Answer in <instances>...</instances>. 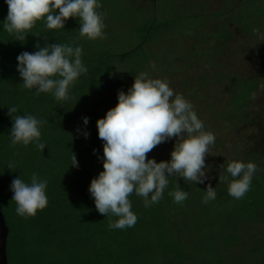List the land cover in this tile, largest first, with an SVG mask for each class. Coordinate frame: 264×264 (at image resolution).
Masks as SVG:
<instances>
[{"label": "trees", "instance_id": "trees-1", "mask_svg": "<svg viewBox=\"0 0 264 264\" xmlns=\"http://www.w3.org/2000/svg\"><path fill=\"white\" fill-rule=\"evenodd\" d=\"M98 2L102 7L97 11L107 17L102 38L81 37L79 18L74 17L66 20L64 29H47L42 19L21 42L4 29L8 6L6 0H0V205L9 227V264L263 263L264 163L257 154L244 161L255 163L257 169L243 198L228 194V183L219 182L220 169L204 183L169 176L162 198L150 207L135 193L129 197L138 219L135 226L125 229L109 228V222L118 218L97 211L89 186L103 171L97 120L116 106L119 91L127 93L141 72L165 80L169 86L174 81V86L180 87L174 93L190 101L205 131L215 134L246 124V114L254 107L262 81L226 67L224 58L233 51L229 24L238 26V34L249 41L264 38V0H248L237 9L231 7L232 14L213 15L222 26L216 36L219 43L213 48L204 41L196 43V55L189 52L184 60L176 54L185 48L183 37L200 30L199 17L192 19L194 24L187 32V17L172 19L164 16V11L149 16L135 9L132 0ZM121 27L128 30L127 42L118 40ZM180 27L186 30L181 33ZM170 36L173 42L169 50L165 51L166 46L162 50V42ZM37 43L41 47L60 43L82 48L81 60L87 72L70 85L69 99L58 101L51 92L37 94L36 88L23 86L17 56L37 51ZM157 44L161 52L155 53ZM182 61L186 65L178 67ZM192 63L211 72L198 78L188 75ZM9 107L17 108L13 117L32 115L47 121L40 127V143L46 146L43 151L36 142L12 145ZM83 118L88 119L87 125ZM175 139L156 146L147 154L148 159L169 161ZM221 141L213 146H221ZM72 152L78 166H72ZM9 164L14 167L9 169ZM33 173L47 181L48 203L35 216L22 217L16 213L11 183L20 177L30 183ZM209 184L217 195L204 203ZM178 187L188 193L182 204L170 195ZM190 218L196 220L193 229L187 226Z\"/></svg>", "mask_w": 264, "mask_h": 264}, {"label": "clouds", "instance_id": "clouds-1", "mask_svg": "<svg viewBox=\"0 0 264 264\" xmlns=\"http://www.w3.org/2000/svg\"><path fill=\"white\" fill-rule=\"evenodd\" d=\"M6 3L8 13L3 27L15 40L24 42L27 33L42 19L47 29H64L66 20L74 17L79 18L81 37L95 40L104 36L103 14L97 11L102 5L98 0H6ZM36 48L35 52L25 51L17 56L23 86L36 88L37 94L51 92L58 101L69 99L70 85L87 72L81 60L82 48L60 43L43 47L37 43ZM16 112V107H9L8 114L13 118L12 145L36 142L43 151L46 146L40 143V127L47 121L32 115L13 117ZM83 122L87 125L88 119L83 118ZM97 128L103 142V171L91 180L89 192L100 214L118 218L109 222L110 229L135 226L138 217L129 199L133 193L143 197L145 207H150L162 198L169 176L195 184L208 178L209 166L205 161L215 136L204 130L193 105L174 93L165 80L150 78L146 72L135 76L127 93L119 91L116 106L97 120ZM174 137L176 143L169 161L148 159L147 154L156 146ZM71 159L72 166H78L74 153ZM13 167L8 165L9 169ZM219 167V182L228 183V194L243 198L250 188L256 164L230 160ZM46 188L47 181L35 173L30 183L21 177L14 179L11 191L16 213L29 217L44 209L48 203ZM170 195L178 204L188 198V193L179 187ZM216 195L209 184L203 202L214 200Z\"/></svg>", "mask_w": 264, "mask_h": 264}, {"label": "rangeland", "instance_id": "rangeland-1", "mask_svg": "<svg viewBox=\"0 0 264 264\" xmlns=\"http://www.w3.org/2000/svg\"><path fill=\"white\" fill-rule=\"evenodd\" d=\"M246 1L248 0H132L135 9L142 10L149 16L161 15L163 14L162 11H164V16H170L172 19L187 17V19H189V24L186 26L187 32L191 31V26L194 24L192 23V19L199 17L201 20L199 23L200 30L195 29L196 31L193 35H185L183 37L186 38L185 48L180 49V52L176 54L177 57L182 56V59L183 56L189 52L195 54L196 49L193 48V46L196 43H202V41H204L208 43V47L210 48H213V46L219 43L216 36L221 31L222 26L218 19L213 18V15L228 11L232 14L233 11L231 7H233V9H237L239 5L245 3ZM169 4L171 6H169ZM103 21H106L105 27H107V17H104ZM225 21L229 22L230 18H226ZM229 26L231 28V40L229 44L233 51H228V55L224 58L226 61V67L232 68L250 78H258L262 81V87L260 89L261 91L257 95L254 107L246 114V124L239 125L236 130L231 131L230 129H226L218 131L214 134L216 143L221 140L223 142L221 141V146L219 147H214L213 145L210 146L209 153L205 161L206 165L209 166V170L207 172L208 178L206 179L207 181H210L212 177L216 176L221 164L230 160L244 162L249 155L257 154L261 157V160L264 163V38L257 37L255 40L249 41L247 36L244 37L243 35L238 34V26L231 24H229ZM182 28H179L181 33L186 30ZM117 32L119 33L117 35L118 40H125L127 42L126 38L128 30L121 27L120 31ZM176 33L178 32L176 31ZM180 40L181 39H179V41ZM172 42V36L163 41L162 50L164 49L163 46H166L165 51H168L169 49H167V47H169ZM154 51L155 53L161 52V45L157 44ZM161 64L162 59L156 66L155 71L157 73ZM184 65H186V63L182 61L178 67ZM210 72L211 69L206 70L202 68V65L199 63H192L188 69V75H194L196 78L201 77L203 73L207 74ZM172 85H175L174 81L171 82L170 85V88L173 89ZM175 89L180 90V87L174 86V92ZM175 143L176 139L173 140L172 146L170 147L171 152ZM171 152L168 155L169 160L171 159ZM195 225L196 220L190 218L187 226H189L190 229H193ZM197 241L200 242V239L197 238ZM237 253L240 254L241 252ZM228 264H235V262ZM261 264H264V262Z\"/></svg>", "mask_w": 264, "mask_h": 264}, {"label": "water", "instance_id": "water-1", "mask_svg": "<svg viewBox=\"0 0 264 264\" xmlns=\"http://www.w3.org/2000/svg\"><path fill=\"white\" fill-rule=\"evenodd\" d=\"M8 237L9 227L0 205V264H9L7 255Z\"/></svg>", "mask_w": 264, "mask_h": 264}]
</instances>
